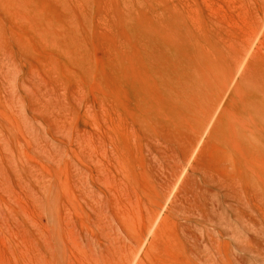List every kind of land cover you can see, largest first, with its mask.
<instances>
[{
    "label": "rangeland",
    "instance_id": "374dc122",
    "mask_svg": "<svg viewBox=\"0 0 264 264\" xmlns=\"http://www.w3.org/2000/svg\"><path fill=\"white\" fill-rule=\"evenodd\" d=\"M194 1L235 46L259 22L264 38V0ZM89 31L70 62L0 0V264L14 253L19 264L30 253L26 264H264V153L236 148L229 130L199 132L225 62L207 69L195 110L181 109L107 72Z\"/></svg>",
    "mask_w": 264,
    "mask_h": 264
},
{
    "label": "bare ground",
    "instance_id": "6f19581e",
    "mask_svg": "<svg viewBox=\"0 0 264 264\" xmlns=\"http://www.w3.org/2000/svg\"><path fill=\"white\" fill-rule=\"evenodd\" d=\"M3 1L5 8L35 39L49 43L70 62L78 53L76 40L87 39L83 33L96 29L107 72L128 73L141 91H157L162 99L181 109L195 110L194 105L210 85L207 69L214 70L218 61H224L223 79L203 111L199 132L216 134L229 130L236 148L250 147L264 153V140L255 131L264 133V38L259 40L260 22L235 46L226 40L225 31L203 19L198 11L201 8L195 7L194 0L179 4L177 0H149L141 7L134 0ZM51 4L56 6V17ZM200 31L208 42L206 46L199 41ZM236 75L239 79L232 99L233 110L219 126L220 119L215 121V112ZM238 107L243 109L242 116L234 110ZM197 140L198 137L186 151L189 158L196 151ZM13 157L8 160L6 157L9 168L15 163ZM35 258L37 254L30 253L23 263ZM21 261L14 253L7 262L19 264Z\"/></svg>",
    "mask_w": 264,
    "mask_h": 264
}]
</instances>
